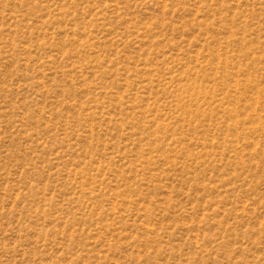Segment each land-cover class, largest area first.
<instances>
[{
  "label": "rangeland",
  "instance_id": "374dc122",
  "mask_svg": "<svg viewBox=\"0 0 264 264\" xmlns=\"http://www.w3.org/2000/svg\"><path fill=\"white\" fill-rule=\"evenodd\" d=\"M0 264H264V0H0Z\"/></svg>",
  "mask_w": 264,
  "mask_h": 264
}]
</instances>
